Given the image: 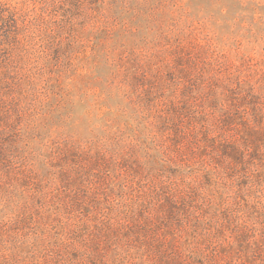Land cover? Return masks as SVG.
<instances>
[{
	"label": "clouds",
	"instance_id": "9594fccd",
	"mask_svg": "<svg viewBox=\"0 0 264 264\" xmlns=\"http://www.w3.org/2000/svg\"><path fill=\"white\" fill-rule=\"evenodd\" d=\"M241 124L264 0H0V264H264Z\"/></svg>",
	"mask_w": 264,
	"mask_h": 264
},
{
	"label": "rangeland",
	"instance_id": "374dc122",
	"mask_svg": "<svg viewBox=\"0 0 264 264\" xmlns=\"http://www.w3.org/2000/svg\"><path fill=\"white\" fill-rule=\"evenodd\" d=\"M239 113H233L231 115H226L223 121V125L229 131L234 126L235 122L239 119ZM238 134H240V139L247 143H255L257 140H264V129L260 130V134L258 135L255 130L252 128L244 127L243 124L238 129ZM221 152L224 156H231L233 158L241 155L239 152L235 142L230 141L229 143L223 144L219 146Z\"/></svg>",
	"mask_w": 264,
	"mask_h": 264
}]
</instances>
